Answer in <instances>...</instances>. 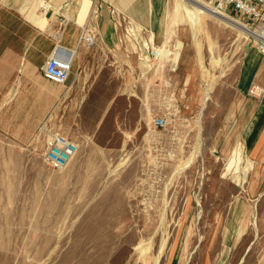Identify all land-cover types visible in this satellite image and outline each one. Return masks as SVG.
I'll return each instance as SVG.
<instances>
[{
  "label": "rangeland",
  "instance_id": "374dc122",
  "mask_svg": "<svg viewBox=\"0 0 264 264\" xmlns=\"http://www.w3.org/2000/svg\"><path fill=\"white\" fill-rule=\"evenodd\" d=\"M12 1L50 17V0ZM179 1H90L115 43L96 33L91 83L44 110L77 146L65 168L44 162L50 138L4 127L36 111L6 108L0 76V264H264V161L249 156L253 130L242 138L264 104V52Z\"/></svg>",
  "mask_w": 264,
  "mask_h": 264
},
{
  "label": "crops",
  "instance_id": "0c3cea01",
  "mask_svg": "<svg viewBox=\"0 0 264 264\" xmlns=\"http://www.w3.org/2000/svg\"><path fill=\"white\" fill-rule=\"evenodd\" d=\"M50 1L53 3L48 10L51 11L50 17L41 26L25 17V7L20 1L4 0V4L0 5V9L9 16V21H0V29H3L5 34L0 35V76L4 77L3 88L6 94L3 105L8 109L18 107L36 111L26 122L12 119L4 124L13 139H49L54 134L71 139L72 135L69 137L62 125L49 121V114L51 116L53 109L60 108L63 102L73 101L76 97L74 94L82 92L91 83L93 72L86 67L85 54L93 48L92 45L88 46L79 40L81 24L88 20L93 27L96 26L95 39L96 33L99 34L97 40L100 44L115 43V26L108 18V10L102 3L95 4L99 11L98 15L92 18L89 14L92 8L88 9L91 0H87L88 7L83 12L80 6L84 0ZM56 44L71 58V74L64 84L46 79L40 69ZM36 52L39 53L38 57ZM1 65L4 66V71ZM68 95H73V99H68ZM262 105L253 111L242 135L243 140H247V129L253 130V135L249 137L251 142L248 153L256 162L264 161ZM45 109L51 110V113L47 112L45 115Z\"/></svg>",
  "mask_w": 264,
  "mask_h": 264
},
{
  "label": "built area",
  "instance_id": "2783aa9c",
  "mask_svg": "<svg viewBox=\"0 0 264 264\" xmlns=\"http://www.w3.org/2000/svg\"><path fill=\"white\" fill-rule=\"evenodd\" d=\"M217 11L225 12L238 20L248 30V37L257 50L264 52V0H208ZM44 8V7H43ZM79 40L88 46L94 44V27L88 20L80 26ZM43 76L58 84H64L71 74L70 55L55 45L40 67ZM157 128L166 126L162 115L152 118ZM77 146L70 138L54 134L43 152L44 162L55 169L65 168L76 153Z\"/></svg>",
  "mask_w": 264,
  "mask_h": 264
},
{
  "label": "bare ground",
  "instance_id": "6f19581e",
  "mask_svg": "<svg viewBox=\"0 0 264 264\" xmlns=\"http://www.w3.org/2000/svg\"><path fill=\"white\" fill-rule=\"evenodd\" d=\"M180 1L190 2L195 8L203 10L207 14L214 16L215 18H217L218 20L222 21L225 24H228L230 26L242 27V29L244 27V25L242 23H240L238 20L233 19L229 14L222 12V11L215 10L213 7H211L209 5L208 2H204L202 0H180ZM177 6H178L177 3L174 4L175 9L177 8ZM42 7H44L43 10L47 9V8H45L46 5H43ZM236 29H237V27H236ZM242 32L244 33V31H242ZM246 32H248V31H246Z\"/></svg>",
  "mask_w": 264,
  "mask_h": 264
}]
</instances>
